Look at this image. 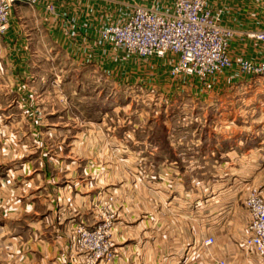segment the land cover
<instances>
[{"label": "rangeland", "instance_id": "374dc122", "mask_svg": "<svg viewBox=\"0 0 264 264\" xmlns=\"http://www.w3.org/2000/svg\"><path fill=\"white\" fill-rule=\"evenodd\" d=\"M163 2L166 7L160 10L167 11L170 3ZM24 13L33 16L30 10ZM38 34L36 41L44 40ZM40 43L34 57L43 66L40 75L56 85L62 115L79 118H61V128L76 125L84 134L72 149L68 136L48 140L45 161L77 163L72 169H52L67 188L55 203L58 215L49 207L52 201L37 207L44 212L46 241L57 240L53 223L58 221L69 244L64 251L81 257L82 264H200L212 258L264 264L253 248L242 245L247 238L242 229L246 233L248 228V236L252 233L250 216L245 228L231 222L235 206L250 214L248 198H264V152L238 150L221 157L214 151L219 130L264 136L263 76L240 71L238 83L213 94L197 78L202 85L197 95L188 85L178 89L172 78L165 83L166 72L151 75L147 67L134 83L132 71L126 70L120 84L95 62L82 65L57 46ZM210 77L207 83L213 87ZM201 93L207 94L206 101ZM48 102L45 112L52 108ZM86 115L92 116V124L82 120ZM0 121L4 137L7 122L1 106ZM227 181L231 184L225 185ZM198 197L204 199L202 211L197 210ZM223 210L227 212L220 214ZM21 219L29 223L37 216ZM209 236L214 243L202 244Z\"/></svg>", "mask_w": 264, "mask_h": 264}, {"label": "crops", "instance_id": "0c3cea01", "mask_svg": "<svg viewBox=\"0 0 264 264\" xmlns=\"http://www.w3.org/2000/svg\"><path fill=\"white\" fill-rule=\"evenodd\" d=\"M163 1L166 0H161V3L155 0L143 3L142 0H39L35 6L24 2H17L13 6L9 28L0 37V106L4 121L7 122V134L0 137V264L83 263L81 257H74L64 251L69 244L62 235L60 222L57 221L58 225L53 223L57 240H45L44 212L41 214L37 209L39 202L49 204L51 201L53 204H49V207L53 209L57 198L67 188V182H60L58 173L52 172V169H72L77 163L74 161V166L73 163L66 165L62 161L53 164L45 161L48 140L68 136V145L72 149V146L76 147L77 138L84 134L78 132L76 125L61 128V118L68 121H77L79 118L60 112V95L56 85L41 76L43 66L34 63V57L38 54L36 43L41 42L43 47L55 45L82 65L95 62L98 69L113 74L120 84L128 73L126 70L132 71L134 83L149 67L151 75L166 72L165 83H169L172 78L171 82L178 89L188 85L193 94L199 95L202 85L196 77L185 73L172 76L170 73L175 55H153L139 59L140 56L130 55L124 49L114 51L110 44L101 42L100 30L110 24L126 21L135 5L140 3L160 10L166 7ZM167 1L170 3L167 4L168 8L173 10L175 0ZM49 4L53 6V11L48 9ZM207 4L214 13H218L222 25L237 31L230 44L231 54L259 61L264 41L250 37L248 32L264 31V0H207ZM25 9L30 10L33 16H26ZM37 32L43 33L44 40L36 41L39 36ZM46 35L50 37L49 40ZM239 72V67L233 64L211 76L213 87L209 94L222 92L229 85L238 83L236 79H240ZM200 95L206 101L207 94ZM49 100L52 101V108L45 112L44 103ZM236 117L230 119L234 121ZM82 120L90 124L94 121L90 115ZM225 131L219 130L214 135L217 138L214 151L219 152L221 157L238 150L246 154L264 152L263 135L256 139L257 135H242L231 128ZM61 143L58 141V148ZM260 165L264 166V158ZM230 181L224 182L225 185L231 184ZM196 201L197 210L202 211V207H199L204 199L198 197ZM34 204L36 209H32ZM235 207L231 222L243 224L242 228H245L246 216L250 214L243 206ZM52 212L54 216L59 213L55 207ZM219 212L222 214L227 211ZM23 215L37 216V220L28 223V220L21 219ZM17 217L20 221H17ZM249 218L251 220V216ZM241 234L247 237L248 228L246 233L242 229ZM205 239L201 241L202 244ZM243 239L242 236L240 240ZM242 261L243 264H252L248 258ZM253 261L259 264L255 259Z\"/></svg>", "mask_w": 264, "mask_h": 264}, {"label": "built area", "instance_id": "2783aa9c", "mask_svg": "<svg viewBox=\"0 0 264 264\" xmlns=\"http://www.w3.org/2000/svg\"><path fill=\"white\" fill-rule=\"evenodd\" d=\"M17 2L35 6L39 0H0V37L9 28L11 11ZM48 9L53 11V6L49 4ZM236 32L234 28L220 23L219 15L208 6L207 0H175L171 11L135 5L132 15L126 21L101 29L100 39L110 44L114 51L124 49L130 55H175L172 68L174 76L185 73L199 78L208 88H212L207 79L233 64L243 73L264 77V47L259 61L231 54L230 44ZM248 35L264 41V31H252ZM247 205L252 233L243 245L253 248L264 258V198L254 194L248 198ZM204 243L212 245L214 237H207ZM200 264L231 263L223 258H212Z\"/></svg>", "mask_w": 264, "mask_h": 264}]
</instances>
